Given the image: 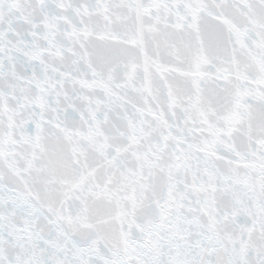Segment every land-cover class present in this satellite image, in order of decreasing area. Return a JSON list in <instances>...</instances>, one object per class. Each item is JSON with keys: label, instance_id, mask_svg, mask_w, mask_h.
I'll use <instances>...</instances> for the list:
<instances>
[{"label": "snow or ice", "instance_id": "1", "mask_svg": "<svg viewBox=\"0 0 264 264\" xmlns=\"http://www.w3.org/2000/svg\"><path fill=\"white\" fill-rule=\"evenodd\" d=\"M0 264H264V0H0Z\"/></svg>", "mask_w": 264, "mask_h": 264}]
</instances>
